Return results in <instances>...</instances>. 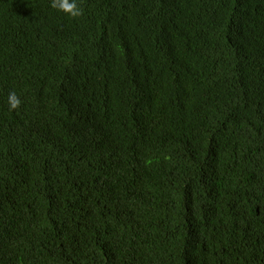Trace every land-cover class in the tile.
<instances>
[{
  "label": "trees",
  "instance_id": "1",
  "mask_svg": "<svg viewBox=\"0 0 264 264\" xmlns=\"http://www.w3.org/2000/svg\"><path fill=\"white\" fill-rule=\"evenodd\" d=\"M78 3L68 107L42 0H0V264H264V0Z\"/></svg>",
  "mask_w": 264,
  "mask_h": 264
},
{
  "label": "clouds",
  "instance_id": "2",
  "mask_svg": "<svg viewBox=\"0 0 264 264\" xmlns=\"http://www.w3.org/2000/svg\"><path fill=\"white\" fill-rule=\"evenodd\" d=\"M40 7L45 15V24L41 29L45 41L49 47V54L60 62L63 66L57 68L53 66L49 71L51 83L64 84V93L67 96L66 104L68 107L73 106L81 99L88 80L86 76L89 67H94L97 63V56L92 54L90 46V24H74L72 29L64 27L54 33L48 34L47 20L49 15L48 6L61 13L68 15L73 19H78L84 15V9L78 3V0H42ZM4 26L17 27L14 15L9 11L3 12ZM77 50H85L84 53L78 54ZM75 56L78 58V64L83 74V79H79L73 72L72 67ZM22 104L20 97L15 92L8 95L9 110H18ZM173 206H181V202L176 203L173 199Z\"/></svg>",
  "mask_w": 264,
  "mask_h": 264
}]
</instances>
